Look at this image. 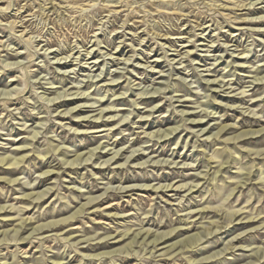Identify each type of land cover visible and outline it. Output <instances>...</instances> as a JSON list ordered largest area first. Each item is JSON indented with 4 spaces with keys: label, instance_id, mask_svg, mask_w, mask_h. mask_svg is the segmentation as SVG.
<instances>
[{
    "label": "rangeland",
    "instance_id": "obj_1",
    "mask_svg": "<svg viewBox=\"0 0 264 264\" xmlns=\"http://www.w3.org/2000/svg\"><path fill=\"white\" fill-rule=\"evenodd\" d=\"M260 16L0 0V264H264V131L237 138L264 129Z\"/></svg>",
    "mask_w": 264,
    "mask_h": 264
},
{
    "label": "bare ground",
    "instance_id": "obj_2",
    "mask_svg": "<svg viewBox=\"0 0 264 264\" xmlns=\"http://www.w3.org/2000/svg\"><path fill=\"white\" fill-rule=\"evenodd\" d=\"M255 2H257V1H255ZM255 2H253V3H251V5H253V4H255ZM262 2H263V0H262ZM242 7H244V5H241ZM248 11H250V9H248ZM259 11H261V10H259ZM252 12H254V8H253V11ZM250 13V12H249ZM259 20L257 21V22H255V21H253V22H248L249 24H259V26H263L264 25V16H260V17H257ZM256 25V26H257ZM253 26V25H252ZM208 27L209 26H205L204 28L205 29H208ZM256 33H258V34H263L264 35V30H257V31H255ZM28 39V38H27ZM177 39H182V38H177ZM206 40V39H205ZM179 41V40H178ZM177 41V42H178ZM187 44V43H186ZM199 45H202V44H199ZM184 48L185 47H188V46H183ZM179 48V47H178ZM165 51V50H164ZM91 52V51H90ZM121 52V51H120ZM167 52V51H166ZM89 53V52H88ZM92 53V52H91ZM50 54H52V53H50ZM180 55V53L178 54V56ZM185 55H191V53L190 52H185ZM89 56V55H88ZM89 59V58H88ZM138 59V58H137ZM239 59H241V60H243L244 61V59H245V57H241V58H239ZM72 60V59H71ZM71 60H69V61H71ZM127 62V60H125V64H127L126 63ZM66 63H68V62H66V60L62 63V65H65ZM91 64H93V67L94 66H98V64H96V61H94V62H90ZM123 63V62H122ZM153 63H156L155 65L156 66H159V64H158V61H157V59L156 60H154L153 61ZM178 63V62H177ZM176 63V64H177ZM90 64V65H91ZM124 64V65H125ZM255 80V79H254ZM14 82V81H13ZM213 83V82H212ZM58 94V93H57ZM60 99V98H59ZM80 99H82V98H76L75 100H77V101H80ZM84 99H87L86 98V96H85V98ZM83 99V100H84ZM99 101V100H98ZM87 106V105H86ZM86 106L85 105H83V106H81V108H86ZM91 106V105H90ZM89 106V107H90ZM79 111V110H78ZM81 111V110H80ZM104 110H102L101 112H103ZM108 113H110V111L108 112ZM99 114H100V112H99ZM210 114V113H209ZM206 115V114H205ZM190 122V121H189ZM191 122H192V124L193 125H195L196 127H202V126H204L202 123H204V122H202L201 120H199V121H196V120H191ZM190 122V123H191ZM206 128V127H205ZM227 127L224 125L223 127H221L220 128V130L219 131H223V130H225ZM175 129H168L167 131H169L170 133H171V131H174ZM199 131H201V132H203L204 131V129L202 128H200L199 129ZM211 131V128H209L206 132H210ZM250 130H248L247 132L246 131H243V132H241L240 134H238L237 135V138H242L244 135H248V134H255V133H260V131H264V129H260V130H256V131H250ZM253 132H255V133H253ZM168 133V132H167ZM200 133V132H199ZM219 133V132H218ZM221 133V132H220ZM168 135V134H167ZM166 135V136H167ZM163 136H165V135H163ZM235 138H236V136H234ZM234 138V139H235ZM120 151V150H119ZM93 152V151H92ZM91 153V152H90ZM99 153V152H98ZM119 152H113L112 153V155L113 156H111L107 161H110L111 159H114L115 158V156H117V154H118ZM91 155V154H90ZM88 156L87 158H90L91 156ZM92 155H93V153H92ZM142 155V154H141ZM138 156H140V155H137L136 157H138ZM79 159H80V157H78ZM77 159V158H76ZM116 159V158H115ZM128 159V158H127ZM135 159V158H134ZM22 160H23V158H20V159H15V158H8V159H0V167L1 168H3V166L4 165H7V170L8 169H15V167L14 166H16L17 165V163L18 162H22ZM206 176V175H205ZM7 182H13V181H9V180H7ZM163 188H165V187H162V189ZM162 189L161 190H159L160 192L162 191ZM167 189V188H166ZM133 190V189H132ZM40 197H42V196H38L36 199H38V198H40ZM95 200V199H94ZM93 200V201H94ZM91 201V200H90ZM88 203H90V202H88ZM86 205V204H85ZM109 207H111L112 208V206H107V208H109ZM81 208H82V206H81ZM4 210V208H0V211L1 210ZM6 211V210H5ZM81 211V210H80ZM77 214H80V212H76L75 214H73L72 216H70V217H68V218H63V219H61V220H59V222L57 221V222H53V223H51L50 224V226H51V228H53V227H55V226H59V228L62 226V225H64L65 223H68L67 225H69L71 222H72V220L73 219H75V217H76V215ZM25 223V222H24ZM22 224H23V222H22ZM49 226V227H50ZM40 229H41V227H40ZM16 232V231H15ZM166 235H168V234H166ZM166 237V236H165ZM162 238H163V236H161V237H159V238H156L155 237V239H153L154 240V242H153V244L155 245V247H157V246H159L160 245V243H158V242H160L161 240H162ZM196 239L195 240H197V238L198 237H195ZM134 241V240H133ZM181 243V242H180ZM131 244H132V242L130 243V246H131ZM180 245V244H179ZM178 245V246H179ZM191 245H194V238L192 237V238H189V239H187V240H185L183 243H181V245L180 246H182V248H190L191 247ZM228 249V248H227ZM188 250V249H187ZM124 251H126V250H124ZM130 251V250H129ZM119 252V251H118ZM114 253H116V252H109V253H106L107 255H110V254H114ZM99 255H104V253H100ZM116 256V255H115ZM207 259V258H206Z\"/></svg>",
    "mask_w": 264,
    "mask_h": 264
}]
</instances>
